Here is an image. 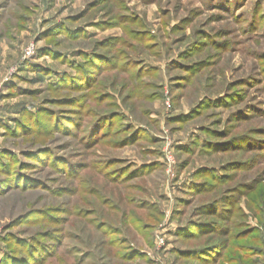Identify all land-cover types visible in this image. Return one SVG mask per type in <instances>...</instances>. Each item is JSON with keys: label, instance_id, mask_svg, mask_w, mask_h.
Masks as SVG:
<instances>
[{"label": "rangeland", "instance_id": "1", "mask_svg": "<svg viewBox=\"0 0 264 264\" xmlns=\"http://www.w3.org/2000/svg\"><path fill=\"white\" fill-rule=\"evenodd\" d=\"M0 264H264V0H0Z\"/></svg>", "mask_w": 264, "mask_h": 264}]
</instances>
